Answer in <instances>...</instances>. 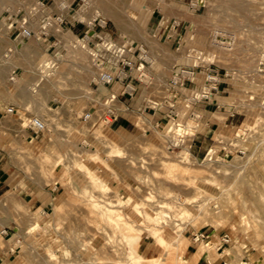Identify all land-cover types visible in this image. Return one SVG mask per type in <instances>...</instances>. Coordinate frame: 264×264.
Listing matches in <instances>:
<instances>
[{"label": "rangeland", "instance_id": "374dc122", "mask_svg": "<svg viewBox=\"0 0 264 264\" xmlns=\"http://www.w3.org/2000/svg\"><path fill=\"white\" fill-rule=\"evenodd\" d=\"M0 96V264H264V0H0Z\"/></svg>", "mask_w": 264, "mask_h": 264}, {"label": "built area", "instance_id": "2783aa9c", "mask_svg": "<svg viewBox=\"0 0 264 264\" xmlns=\"http://www.w3.org/2000/svg\"><path fill=\"white\" fill-rule=\"evenodd\" d=\"M213 73L214 72L211 70L209 74H207V78L210 82L213 81V83H216L217 79L213 75ZM123 78L124 77L114 78L111 77L110 75H102L100 77V83H102L103 85H111L113 83H116L117 81H123L122 80ZM12 80L15 81L16 78L13 77ZM14 112L15 109L12 107L7 109L8 114H14ZM108 115H109L108 117L110 118H107L106 120L108 121L109 124H111L112 121L116 119V114L114 113V109H110L108 111ZM28 129H30L34 134L38 135L40 133H43L47 129V124L42 119L35 118L29 122ZM212 240H213L212 237L206 235L205 233H195L193 237V242L197 244H211L213 242ZM231 241H232V237L228 233L219 235L216 238L217 243H215L217 246L216 248L217 251H220L225 246L230 245Z\"/></svg>", "mask_w": 264, "mask_h": 264}, {"label": "crops", "instance_id": "0c3cea01", "mask_svg": "<svg viewBox=\"0 0 264 264\" xmlns=\"http://www.w3.org/2000/svg\"><path fill=\"white\" fill-rule=\"evenodd\" d=\"M13 88H14V87H13ZM12 99H13V98H11V97H7V98H6L5 96H4V97H3V96H0V119H2V118L4 119V118H6V117H9L10 115H14V114L17 112V111L15 110L16 112H14V114H8L7 111L5 110L6 107H7V108H8V107H9V108L12 107V108L15 109V107H14L15 105H14V103H12V101H13ZM123 107H125L129 112L132 111V110L128 109L129 107L127 108L126 105H124V104H123ZM90 111H91V109H89L87 115H89ZM132 112L136 113L135 111H132ZM145 112H146V111H145ZM145 112H144V113H145ZM142 114H143V113H142ZM145 115H146V114H145ZM127 116H129L128 112L125 113V114L122 116V118H126ZM131 116H132V115H131ZM146 117L148 118V115H146ZM160 117H161V116H160V114H159L158 112H155L154 115H153V114H152V115H149V118L153 120V121H152V120H151V121H152L153 123L155 122L156 124L159 122V119H158V118H160ZM229 118H230V117H229ZM229 118H228V119H229ZM126 119H127V118H126ZM116 121H117V120H116ZM157 125H158V124H157ZM27 130H29L30 132H32L30 129H27ZM195 137H196V136H195ZM197 144L200 145V146H199V149H200V150L203 149V147H204V146H203L204 142H202V141H200V140H197V142L195 143L194 146H195V147H196V146L198 147ZM52 192H53V191H52ZM52 194H53V193H52ZM39 195H40V193L36 195V198H37V199H39ZM37 199H36V200H37ZM48 200H49V199H48ZM49 202H50V201H46V203L42 204L41 207H44V208H45V206H47V205L49 204ZM35 206H37V203H35ZM35 206H34V207H35ZM37 207H38V206H37ZM218 264H222V262H219Z\"/></svg>", "mask_w": 264, "mask_h": 264}]
</instances>
